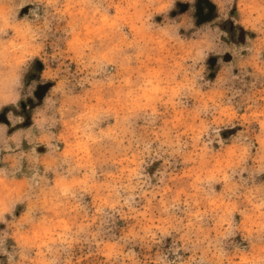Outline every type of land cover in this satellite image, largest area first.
I'll return each instance as SVG.
<instances>
[{"label":"clouds","instance_id":"obj_1","mask_svg":"<svg viewBox=\"0 0 264 264\" xmlns=\"http://www.w3.org/2000/svg\"><path fill=\"white\" fill-rule=\"evenodd\" d=\"M0 264H264V0H0Z\"/></svg>","mask_w":264,"mask_h":264}]
</instances>
